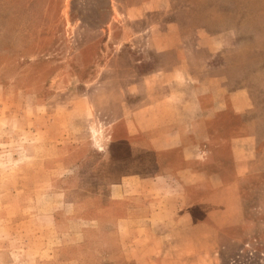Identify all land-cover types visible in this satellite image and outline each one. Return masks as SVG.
<instances>
[{
	"label": "rangeland",
	"instance_id": "1",
	"mask_svg": "<svg viewBox=\"0 0 264 264\" xmlns=\"http://www.w3.org/2000/svg\"><path fill=\"white\" fill-rule=\"evenodd\" d=\"M170 23L215 35L214 61L253 106L216 134L247 136L237 157L207 165L234 182L232 241L162 264H264V0H0V264H117L127 210L171 201L159 176L173 153L131 136L125 112L128 83L158 68L153 31Z\"/></svg>",
	"mask_w": 264,
	"mask_h": 264
},
{
	"label": "crops",
	"instance_id": "2",
	"mask_svg": "<svg viewBox=\"0 0 264 264\" xmlns=\"http://www.w3.org/2000/svg\"><path fill=\"white\" fill-rule=\"evenodd\" d=\"M203 30L193 27L189 32L170 23L153 31L151 48L158 55V68L129 80L127 93L134 101L125 108L130 135L143 134L160 153H173L165 157L166 174L159 176L167 181L165 192L169 189L173 198L143 201L134 207L138 213L127 210L119 224L124 229L115 254L117 264L190 259L197 256L199 242L232 241L222 227L232 225L229 210L238 205L234 182L224 180L225 166L209 171L207 165L216 162L220 151L222 158L237 157L238 144L247 136L218 140L216 134L231 129L228 118L247 114L253 103L244 83L231 79L214 61L221 44ZM153 189L149 191L156 192ZM199 191L202 196L196 206L206 220L197 224L195 192ZM200 228L207 234L196 235Z\"/></svg>",
	"mask_w": 264,
	"mask_h": 264
}]
</instances>
